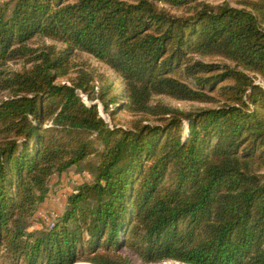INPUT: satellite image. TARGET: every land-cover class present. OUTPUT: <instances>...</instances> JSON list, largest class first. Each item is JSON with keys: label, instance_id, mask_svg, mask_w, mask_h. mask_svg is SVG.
Masks as SVG:
<instances>
[{"label": "trees", "instance_id": "16d2710c", "mask_svg": "<svg viewBox=\"0 0 264 264\" xmlns=\"http://www.w3.org/2000/svg\"><path fill=\"white\" fill-rule=\"evenodd\" d=\"M217 1L0 0V264H264V0ZM76 50L118 75L99 100L128 128L84 102ZM81 165L62 217L28 231L50 176Z\"/></svg>", "mask_w": 264, "mask_h": 264}, {"label": "rangeland", "instance_id": "374dc122", "mask_svg": "<svg viewBox=\"0 0 264 264\" xmlns=\"http://www.w3.org/2000/svg\"><path fill=\"white\" fill-rule=\"evenodd\" d=\"M212 3H217V0H209ZM2 2H8L9 6H12L14 0H2ZM232 5H235V2H230ZM168 8V7H167ZM174 13H177L175 10H171ZM41 42L44 43H54L57 47H62L63 45L60 43H55L49 39H37L34 38L30 45L37 46ZM206 62L218 61L225 63L226 60L214 57V58H202ZM72 62L74 65V69L78 70V68H93L96 72L95 80L90 81V95L93 98L90 100L87 94L82 95V92L78 91L86 103L95 102L97 104L98 113L101 118H103L109 126L116 125L123 128H128L130 123L133 119H138L139 116L132 115L128 113L126 110L120 108L118 106L119 103L115 105H108V108L105 109V106L99 100V92L102 89L104 84H110L112 86V92L119 97H122V85L121 80L119 79L118 75L110 69L104 63L95 59L92 55L83 52L81 50H76L75 54L72 58ZM228 63V62H226ZM21 59H17L15 61L8 62V68L13 70H18L22 66ZM90 67V68H89ZM76 72L72 71L71 76H75ZM100 75V77H99ZM255 83H259L264 86V82L257 77L255 79ZM9 94L5 90H0V100L6 98ZM121 102L125 101L124 99H120ZM154 101H161L166 105L171 107L179 108L184 111H188L198 107H209L213 104H204V103H197V102H190V101H180L173 99L168 96L160 95L156 96ZM153 123V121H150ZM186 131L187 122H183ZM98 147L101 146L97 143ZM98 157L96 155L89 156L83 163L86 162H94L97 160ZM71 166L67 170L61 172L60 174L54 173L50 176L48 180V193L45 199L40 202L34 213L30 214L26 217V225L27 230L29 231H45L48 230L53 226L59 218L62 217L66 207H67V196L75 190V188L84 181H89L92 177L91 171L84 166ZM264 171V170H263ZM124 253H127L126 250H123ZM133 259V264H185L174 260H166L159 263H143L138 259L136 256L130 254ZM77 263H85V261H78ZM89 263V262H86ZM7 264V263H2Z\"/></svg>", "mask_w": 264, "mask_h": 264}, {"label": "bare ground", "instance_id": "6f19581e", "mask_svg": "<svg viewBox=\"0 0 264 264\" xmlns=\"http://www.w3.org/2000/svg\"><path fill=\"white\" fill-rule=\"evenodd\" d=\"M77 264H89V263H77Z\"/></svg>", "mask_w": 264, "mask_h": 264}, {"label": "water", "instance_id": "95a60500", "mask_svg": "<svg viewBox=\"0 0 264 264\" xmlns=\"http://www.w3.org/2000/svg\"><path fill=\"white\" fill-rule=\"evenodd\" d=\"M92 104H95V102H92ZM86 263V262H85ZM75 264V263H74ZM89 264H91V263H89Z\"/></svg>", "mask_w": 264, "mask_h": 264}]
</instances>
